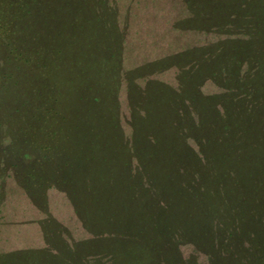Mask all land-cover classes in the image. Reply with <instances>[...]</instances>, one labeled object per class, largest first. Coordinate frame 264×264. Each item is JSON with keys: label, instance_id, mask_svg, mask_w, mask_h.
I'll list each match as a JSON object with an SVG mask.
<instances>
[{"label": "trees", "instance_id": "16d2710c", "mask_svg": "<svg viewBox=\"0 0 264 264\" xmlns=\"http://www.w3.org/2000/svg\"><path fill=\"white\" fill-rule=\"evenodd\" d=\"M184 2L190 15L176 27L229 34L239 25L244 36L188 48L122 76L124 34L108 0H0V212L10 177L40 208L46 191L57 187L94 234L72 249L28 253L33 258L199 264L180 251L192 243L209 254L210 264H253L243 242L255 238L249 223L262 220L249 212L264 207L258 196L264 161L231 170L229 159L244 143L238 131L249 122L247 113L264 129V86L254 78L264 70V54L255 51L264 47L263 6L259 0ZM250 67H256L251 76ZM171 68L178 70L177 87L152 77ZM121 77L129 134L121 118ZM208 80L227 92L205 94ZM70 92L78 98L73 108ZM90 112L105 120L89 139L83 129ZM72 131L83 133L79 151L71 147ZM100 136L110 148L104 156L92 148ZM259 138L264 142V130ZM251 152L263 156L264 149ZM96 161L105 174L92 167ZM232 184L245 193H231ZM28 254L1 253L0 264H23Z\"/></svg>", "mask_w": 264, "mask_h": 264}, {"label": "rangeland", "instance_id": "374dc122", "mask_svg": "<svg viewBox=\"0 0 264 264\" xmlns=\"http://www.w3.org/2000/svg\"><path fill=\"white\" fill-rule=\"evenodd\" d=\"M109 4L116 9L119 25L124 34L123 40V61H122V76H125L126 71L135 67L141 66L147 62H151L165 56L180 52L182 50L193 48L197 46L210 45L213 42L225 38L243 37L241 26H236L235 31L227 34H220L216 32H206L198 30H186L176 27L177 22L185 19L190 15V12L184 0H108ZM253 1V0H252ZM257 1V0H256ZM264 7V0H259ZM258 6V7H259ZM262 19V34L264 36V9ZM260 10V11H261ZM256 12V11H254ZM255 18V16H253ZM39 25L42 24V19L35 20ZM258 24V23H257ZM261 28V27H260ZM237 30V31H236ZM264 41V37H263ZM263 44H257L255 51L259 54H264ZM95 57L96 55H92ZM99 56V54H98ZM97 56V57H98ZM264 57V55H263ZM249 76L254 74L256 67L249 68ZM247 70V64H244L242 75ZM177 73L176 68L168 69L162 73L152 75L153 78L162 80L166 83L177 87ZM255 81L264 86V70H260L255 75ZM121 89L119 91V102L121 110L122 125L127 134L130 133L131 127L129 125V105L127 100V83L125 78L121 77ZM142 83V80H138ZM202 91L205 94H222L227 92V89L218 85L212 80H208L202 86ZM70 103L72 108L78 100L75 92H70ZM92 93L88 94L87 101H90ZM239 95H236V97ZM75 102V103H74ZM98 109H102L98 106ZM73 115L76 114V108L71 110ZM249 122L240 127V143L242 147L237 144L234 146L238 154L234 155L233 160L230 158L231 164L229 168L233 170L234 165H250V160L264 161V154H252L253 148L264 149V142L258 143L262 139H255V136L262 137L263 128L260 126V120L256 119L252 113H247ZM88 126L83 129L87 133V138H91V131L93 127L99 124H104L105 118L102 114L97 112L89 113ZM104 126V125H103ZM82 132V131H81ZM83 133H71V147L75 150H80L79 135ZM103 136V134H101ZM254 138V140H253ZM85 139V138H84ZM99 144H94L92 148H101L100 155L104 156V152L110 150L108 145H105L103 138L100 136ZM85 142V141H84ZM84 144V143H83ZM82 144V146H83ZM76 145V146H74ZM192 146L196 147L194 144ZM233 149V147L229 148ZM241 149L244 151V158L239 155ZM239 150V151H238ZM254 155H260L261 158H256ZM249 156V157H248ZM246 158V161L244 160ZM246 165V166H247ZM108 167V165H105ZM92 167L95 170H100L105 174V167L100 166L98 162H93ZM97 168V169H96ZM237 169V167H236ZM250 169V168H249ZM252 187L257 186L256 175L251 172ZM227 181V176H223ZM254 180V181H253ZM231 184V183H230ZM233 185V186H232ZM230 185L231 193L236 195L245 193V189H236L234 184ZM258 187V186H257ZM258 196L264 200V178L260 179ZM6 198L4 205L0 212V254L1 253H40L49 251L51 253L59 252V248L64 245L68 249H72L76 244L91 239L94 234L90 232L84 225L79 214L76 211L73 203L69 199L66 191H62L57 187L50 188L45 193L44 205L40 208L25 192V190L17 183L14 177H10L5 184ZM220 199L223 194L220 193ZM231 208V204L228 205ZM228 207V208H229ZM248 207V205H247ZM249 210V208H248ZM248 210L245 213L249 212ZM254 212V213H253ZM251 215L255 212L261 216L262 220L257 221L253 219L249 223L246 221L248 215L245 214L244 224L249 223L252 226L250 229L255 231V238L252 242L253 236L243 242V248L249 249L253 264H262L264 261V207L253 210ZM244 228V227H243ZM245 229V228H244ZM246 230V229H245ZM253 248V249H252ZM180 251L185 259L195 258L199 264H210L211 260L209 254L192 243H186L180 246ZM28 257H15L12 260H20L25 262L23 264H66L65 258L57 257V259L50 258L48 253H45L41 258H33L31 254ZM21 258V259H20ZM75 262V261H74ZM72 264V263H71Z\"/></svg>", "mask_w": 264, "mask_h": 264}]
</instances>
